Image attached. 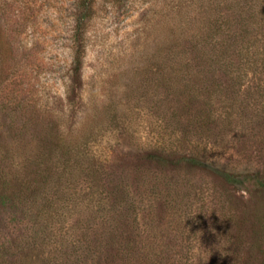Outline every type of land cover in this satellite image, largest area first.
I'll list each match as a JSON object with an SVG mask.
<instances>
[{"label":"rangeland","instance_id":"rangeland-1","mask_svg":"<svg viewBox=\"0 0 264 264\" xmlns=\"http://www.w3.org/2000/svg\"><path fill=\"white\" fill-rule=\"evenodd\" d=\"M229 6L95 0L73 82V0H0L12 49L0 139L20 142L13 175L32 183L13 184L19 198L0 216L4 263L264 264V196L218 172L264 174V77L216 73L193 46L214 41L211 23L223 29ZM44 135L68 152L42 149ZM164 144L205 165L139 159ZM120 237L126 253L116 252Z\"/></svg>","mask_w":264,"mask_h":264},{"label":"trees","instance_id":"trees-1","mask_svg":"<svg viewBox=\"0 0 264 264\" xmlns=\"http://www.w3.org/2000/svg\"><path fill=\"white\" fill-rule=\"evenodd\" d=\"M119 1L117 0V2ZM227 1L230 4L229 8L231 10L229 21L223 22L224 28L222 29L218 25L219 19H215L211 23L210 28L211 32L213 31L210 40L212 37L214 41L196 40L193 44L194 49L201 55L209 53L211 57L208 59L209 62L215 63L213 66L214 70L221 75H228L230 71H237L242 73V77L246 76V73H250L255 77H264V0ZM73 11V27L71 31L73 58L69 74L71 80L75 82L77 81L81 67V58L86 40V27L94 17L95 0H73ZM7 40V33L4 27L0 26V83L6 79L5 75L10 70V64L6 62L11 59L12 49ZM230 57H235L238 61L234 62L233 59H229ZM241 64H243L242 69L239 67ZM262 87L264 85L260 86V88ZM5 128V131L10 134L11 138L14 135H19L21 131L15 129L13 124ZM38 131L49 134L51 129L45 126L40 127ZM51 138V136L44 135V137L38 138L36 142L40 144L42 149L52 153V156L58 153L63 157L68 152L67 149ZM19 146L20 142L15 139L8 141L0 139V216L4 209L12 205L14 206L15 200L19 198L18 194L14 192L15 186L13 185L17 180L23 185H32L26 175L21 176L20 179L13 175L17 173V170H20L17 168V160L19 157L14 158L13 154ZM7 159H9V165L6 166L4 164ZM139 159L152 165L156 164L159 167H164V164L167 162L172 170L179 167L193 168L205 165L199 153H180L178 150L172 149L166 144L144 151L143 154L139 155ZM10 168L14 169V171H10L12 170ZM218 172L220 178L227 186L233 187L242 184L243 190L249 193L250 196L260 194L264 196V174L258 170L250 169L244 173H233L229 171ZM112 191L114 192L115 190L113 189ZM115 206L117 208L121 207V205H116V203L110 206L106 205L105 216H109L110 209L113 208L114 210ZM114 243L117 244L116 252H127V238L120 237V240L118 242L114 241ZM0 264H8V261L4 263L3 259L0 258Z\"/></svg>","mask_w":264,"mask_h":264}]
</instances>
